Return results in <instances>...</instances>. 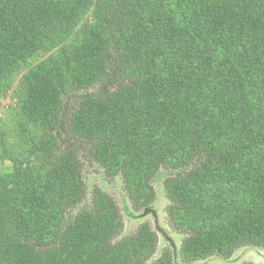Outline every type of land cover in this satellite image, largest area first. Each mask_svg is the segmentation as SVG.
Instances as JSON below:
<instances>
[{
  "label": "trees",
  "instance_id": "1",
  "mask_svg": "<svg viewBox=\"0 0 264 264\" xmlns=\"http://www.w3.org/2000/svg\"><path fill=\"white\" fill-rule=\"evenodd\" d=\"M70 138L136 209L171 174L184 263L264 247V0H0V264H147L156 232L113 241L101 188L67 216L87 194Z\"/></svg>",
  "mask_w": 264,
  "mask_h": 264
},
{
  "label": "rangeland",
  "instance_id": "2",
  "mask_svg": "<svg viewBox=\"0 0 264 264\" xmlns=\"http://www.w3.org/2000/svg\"><path fill=\"white\" fill-rule=\"evenodd\" d=\"M9 103L10 99L8 98L2 100L1 105L4 106ZM71 105L72 100L70 101V107ZM65 141V146H74V148H78L80 151L78 155L83 165L82 177L87 193L83 203L70 211L67 216L71 217L75 215L83 206L90 207V195L94 188L98 187L114 198L123 217V230L113 241L135 234L139 226L144 223H148L156 232L158 237L157 248L155 254L147 264L157 260L165 249L172 250L174 264H264V247L251 245H245L236 249L230 258L215 255L196 262L184 263L180 258V247L186 235L175 230L172 225L169 208L173 203L168 198L164 188L165 179L171 174L161 172V174L153 180V186L156 190L154 202H152L147 209H136L128 195L122 177H106L103 173V168L89 156V149L86 144L78 143L72 138ZM148 209L153 213L144 215V211H149Z\"/></svg>",
  "mask_w": 264,
  "mask_h": 264
},
{
  "label": "water",
  "instance_id": "3",
  "mask_svg": "<svg viewBox=\"0 0 264 264\" xmlns=\"http://www.w3.org/2000/svg\"><path fill=\"white\" fill-rule=\"evenodd\" d=\"M149 210V209H148ZM148 212V213H147ZM150 213H153V212H151L150 210L149 211H147V210H145L144 211V215H147V214H150ZM157 223V222H156Z\"/></svg>",
  "mask_w": 264,
  "mask_h": 264
}]
</instances>
